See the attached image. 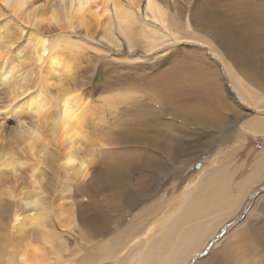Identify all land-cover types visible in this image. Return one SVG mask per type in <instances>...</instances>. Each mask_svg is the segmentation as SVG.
Here are the masks:
<instances>
[{"label":"bare ground","instance_id":"6f19581e","mask_svg":"<svg viewBox=\"0 0 264 264\" xmlns=\"http://www.w3.org/2000/svg\"><path fill=\"white\" fill-rule=\"evenodd\" d=\"M19 22L29 27V37L35 40L23 58H35L61 82L63 77L59 69L64 74L75 71L72 58L66 57V48L79 50L84 43L74 37V33L83 29L92 39L90 28L95 25L103 28L101 37L109 47L124 46L141 53L172 42L174 46L176 42L182 44L187 40L206 43L213 54L221 58L235 86L247 100L246 96L254 98V87L250 82L258 86L264 83V0H0L1 46L17 24L16 30L25 31ZM48 31L56 34L49 35ZM22 51L19 47L17 55ZM206 58L209 57L200 53L188 54L173 60L181 62L180 66L174 65L162 75L149 79V96L156 105L145 103L139 107L140 113L128 114L125 128L108 140L115 147L109 163L99 168L101 174L93 175L92 185L97 195H110L115 199L122 215L109 214L114 208L112 199L107 213L93 219L85 214L82 201L77 213L75 203L70 205V225L76 227L82 223L81 228L89 237L100 239L111 229L115 230L112 238L100 240L94 261L182 264L190 255L199 252L207 238L216 233L219 224L237 211L253 185V177L256 183L264 175L262 151L253 176L235 194L223 169L218 166L210 171L202 166L194 180L185 185L183 203L176 212L170 210L160 218L150 208V203L146 204L159 193L164 181L172 178L176 183L179 167L191 161L190 158L183 160L181 155L195 145L208 127L211 135L208 145L211 147L217 141L223 143L235 123L240 121L234 103L223 95V86L218 80L219 66L208 60L209 66L204 61ZM10 61L1 65L0 76L8 79L19 97L22 95L19 106L24 105L32 112L29 122L22 117L18 121L16 135L19 136L17 141L23 144L22 151L32 159L38 158L39 163L47 157L57 159L64 170H72L79 182L84 183L90 169L96 168L91 167L94 159L88 157L89 154L80 157L81 145H77L87 141L85 129L94 113L89 92L81 91L84 82L80 79L70 82L69 77L60 83L55 99L45 79H41L38 89L30 91L25 81L26 73L21 72L14 60ZM256 69L263 71L256 76L251 73ZM109 85L105 83L103 87ZM119 97L125 99L130 95ZM254 104L264 108L259 99ZM231 109L234 113L232 122L221 126ZM163 110L174 119L166 120L167 113ZM244 123L252 132L264 134V116H254ZM192 126H201L203 131L192 130ZM215 130H219L217 135L212 133ZM59 138L64 151L60 157H55L50 146ZM9 148L0 154V173L13 172L18 177V170L24 169L21 166L24 161L12 145ZM38 169L36 165H30L35 194L27 198L21 195L20 200L40 210L44 208L46 181L37 177ZM89 186L80 188V194L90 193ZM8 194L16 198V188L8 186ZM135 208L143 214L144 220L138 221L137 213L131 214ZM0 215L2 218L1 212ZM21 215L20 209L12 210L8 222L10 228L0 234V264H45L49 259L47 249H60L65 242H60L58 233L46 226L43 212L22 218ZM129 215L133 219L128 222ZM244 224L247 226L244 235L234 246L215 260L203 258L197 264H264V242L260 243L264 240V219L259 220L255 228L249 221ZM254 233L257 234L256 241ZM120 236L130 238L133 251L124 253L122 258L119 257L122 249L117 250L109 244ZM238 248L240 251L235 253ZM252 253L255 261L247 262ZM91 256L86 254L80 264H91Z\"/></svg>","mask_w":264,"mask_h":264},{"label":"rangeland","instance_id":"374dc122","mask_svg":"<svg viewBox=\"0 0 264 264\" xmlns=\"http://www.w3.org/2000/svg\"><path fill=\"white\" fill-rule=\"evenodd\" d=\"M16 21L18 22L19 20L16 19ZM19 23L22 24L25 31H22L20 28L16 30L17 24L12 29V35L6 38L2 46L0 45V68L1 65L3 66L7 62H11V59L14 60L21 72L26 73L25 81L30 91L38 89L41 79H45L46 86L55 95V99L59 95L60 90L58 87L60 83L66 82L69 77H71L70 82L73 79H80L84 82L81 91L89 92L91 109L94 112L90 116V123L88 121V126L85 129L88 132L87 141L77 143V145H81L79 151L80 157L81 155L88 156L89 154L88 157L94 159L91 167H96L90 169V174L86 178V181L82 183L72 173V170H64L59 165L57 159L47 157L45 161L39 163L38 158L32 159L29 154L22 151L23 144L17 141L19 140V136L16 135L18 121L22 117L23 120L29 122L32 118V112L26 109L24 105L19 106L18 100L22 95L19 97L20 94L16 93L17 91L14 90L13 85L9 83L8 79L0 76V154L9 151L11 149L9 147L12 145L24 161V164L21 165L24 169L18 170V177L13 172L8 175L0 173V212L2 213V218L0 215V234L5 233L10 228L8 222L12 210L20 209L22 213L21 218L28 214H34L37 211L43 212L46 226L58 233L56 236H58L60 242H65V245L60 249L53 251L47 249L49 259L45 264H80L86 254L92 255L91 264H123L122 261L119 262L118 260L111 259L102 262L93 260V255L100 248V240L109 236L112 238V233L115 230L111 229L109 233L103 234L100 239L98 237H89L85 230L81 228L82 223L76 227L70 225L69 207L72 203H75V212L77 213L78 207H80L78 204L82 201L81 205L85 207V214L93 219L107 213L112 202L114 208L109 214L122 215L117 206L118 202L115 199L110 195H97L95 193L94 186L92 185L94 183V176H97L98 173L101 174L99 168L102 164L109 163L112 149L115 145L109 143L108 140L115 137L116 133H120L125 128L127 115L140 113L139 107L146 105L145 103L152 106L156 105L152 98L150 99L149 90L151 89V85L147 81L155 78V76L162 75L174 65L180 66L181 62L175 63L173 60L183 58L188 54L200 53L209 57L204 60L206 63L212 62V60L215 61V64L220 69V78L218 80L222 83L223 95L226 100H231L229 102L234 103L236 111L240 116V121L235 123L231 133L224 139L223 143H218L217 141L211 147L208 145L210 143L209 137L211 136L208 134V127L207 132H204L195 141L194 146L188 149L185 148L186 150L181 155V158L183 160L190 158L191 161H187V164L179 167L180 175H176V183L172 178L164 181V185L159 193L155 197L149 198L146 204L150 203V208L160 218L168 214L170 210L176 212L183 203L185 185L194 180L198 170L202 166H206L210 171L218 168V166L223 169L225 176L230 181L231 191L234 194L253 176L257 163H259L261 152L264 151V134L252 132L244 122H247L254 116H264V108H258L254 104L256 99L264 103V83H258L261 84L258 86L250 82V86L254 87V98L246 96L248 100L245 99L235 86L221 58H219L218 54H213L208 44L205 45L206 43L203 44V42L187 40L182 42V44H177L176 42L174 46V42H172L169 43L170 45H161L151 51H143L144 53H141L125 49L124 46L121 48L117 46L109 47L101 37L103 28H96L93 25L90 28V33L94 36L92 39H89L85 35L83 29L74 33V37H79L84 43L81 44L82 47L79 50L66 48V57L68 59L72 58L74 62L72 66L75 71L71 74H64L59 69V74L61 73L63 77L61 82L59 79L54 78L44 66H40L35 58H29L28 56L23 58L29 52L35 40L29 37L31 32L29 27H26L22 22ZM48 33L49 35L56 34L49 31ZM176 46L179 47L175 48ZM19 47L23 51L17 55ZM208 65L210 66V63ZM262 71V69H256L250 72L256 73L257 76ZM18 78H20V73L18 74ZM105 83H109L110 85L104 88ZM124 94L130 95V98L120 99L119 95ZM163 112L167 113L165 110ZM233 115L234 113L231 109L228 112L227 119L222 122L221 126L231 123ZM170 116L173 117V115L167 113L164 118L166 120L174 119ZM192 127H190L192 130L203 131L201 126L197 128ZM217 131L219 130L212 131V133L217 135ZM50 149L53 152V156L60 157L64 151V144L61 138L54 140V144L50 146ZM207 149L209 150L204 152ZM106 157H108V161L106 160L105 162ZM30 165H36L39 168L37 177L46 181V193L42 200L44 208L40 210L26 205L24 200H20L21 195L27 198L35 194L32 185L33 177L29 170ZM177 165L176 163V167ZM255 180L253 177V185L244 196L245 199L237 211L228 217L225 222H217V225L220 223V226L217 228L216 233H214L215 235L213 234L208 237L204 246L199 250L204 255L196 256L197 260L193 256L199 252H195V254H192L193 256L190 255L182 264H197L203 258L217 259L227 249L234 246L237 240L244 235V230L247 228L244 223L249 221L255 228L256 223L264 219V175L256 183ZM88 184L91 189L89 190L90 193L84 192L86 195L80 194V188ZM8 186H11L12 189L16 188V198L8 194ZM110 199H112L111 202H109ZM244 212L245 215L241 218ZM135 213L138 215V221L145 219L137 208L131 211V214ZM132 219V215L127 217L128 222ZM122 220L124 221L123 217ZM234 220H239V222L233 223ZM222 238L223 240L212 251V248ZM253 239L254 241L257 240L256 233H254ZM129 240L130 238L127 236H120L109 244L117 250L122 249L119 253V257L122 258L124 253L128 251L133 252L130 249ZM212 241L214 242L209 246ZM262 242L264 240L260 243ZM126 244L128 245L126 246ZM240 249H236L235 253H238ZM246 261H255L253 253Z\"/></svg>","mask_w":264,"mask_h":264},{"label":"water","instance_id":"95a60500","mask_svg":"<svg viewBox=\"0 0 264 264\" xmlns=\"http://www.w3.org/2000/svg\"><path fill=\"white\" fill-rule=\"evenodd\" d=\"M245 212H246V210H244ZM245 212L241 215V218H243L244 217V215H245ZM237 222H239V220H234L233 221V223H237ZM215 241V240H214ZM213 243V241L210 243V245L209 246H211V244ZM203 254V253H202Z\"/></svg>","mask_w":264,"mask_h":264}]
</instances>
